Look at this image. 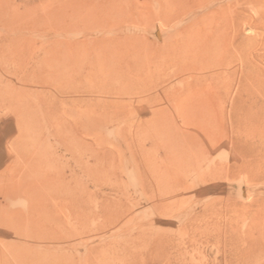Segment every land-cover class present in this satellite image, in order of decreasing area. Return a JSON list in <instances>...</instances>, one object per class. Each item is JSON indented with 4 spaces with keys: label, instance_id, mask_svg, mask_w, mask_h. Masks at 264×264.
<instances>
[{
    "label": "rangeland",
    "instance_id": "374dc122",
    "mask_svg": "<svg viewBox=\"0 0 264 264\" xmlns=\"http://www.w3.org/2000/svg\"><path fill=\"white\" fill-rule=\"evenodd\" d=\"M190 3L0 0V264H264V0Z\"/></svg>",
    "mask_w": 264,
    "mask_h": 264
},
{
    "label": "bare ground",
    "instance_id": "6f19581e",
    "mask_svg": "<svg viewBox=\"0 0 264 264\" xmlns=\"http://www.w3.org/2000/svg\"><path fill=\"white\" fill-rule=\"evenodd\" d=\"M176 1H178V3L180 4L178 7H177V9H175V10H177L175 13H176V15H178V16H180L181 14L183 15L185 12H187V10L189 9L190 10V4L192 3H190V0H170V2H172V3H174V2H176ZM192 5V4H191ZM114 7V6H113ZM169 7V6H168ZM165 8H167V6L165 7ZM120 9V8H119ZM122 9V8H121ZM124 9V8H123ZM115 10V9H114ZM100 11V10H99ZM167 12H168V10H166ZM165 11V12H166ZM113 12V11H112ZM111 12V13H112ZM99 13V12H98ZM174 13V14H175ZM120 14V13H119ZM169 15H171V14H169ZM166 16V15H165ZM172 16V15H171ZM89 17V16H88ZM162 17H164V16H162ZM167 17V16H166ZM173 17V16H172ZM170 18V17H169ZM190 18V17H189ZM164 19V18H163ZM167 19H168V17H167ZM89 21V20H88ZM102 22V21H101ZM107 22V21H106ZM165 22V21H164ZM146 23V22H145ZM97 24V23H96ZM105 24V23H104ZM147 25V24H146ZM191 26V25H190ZM187 28V27H186ZM185 28V29H186ZM188 29V28H187ZM190 30V29H189ZM192 31V30H191ZM175 33V32H174ZM178 33V32H177ZM156 34H157V36L159 37V34H158V32H156ZM185 34V33H184ZM178 35V34H177ZM189 36H190V34H189ZM167 37H169V36H167ZM182 37H183V35H182ZM181 37V38H182ZM185 37V36H184ZM176 42V41H175ZM175 45H176V43H175ZM179 44H177L176 46H178ZM180 45H181V49L179 48V47H172V49L170 48V52L172 53V54H175L176 56V61L174 62L175 64H178V62H179V59H185V58H188V57H192V37L190 38H183L182 39V41H180ZM168 47V46H167ZM163 48V50H164V47H162ZM160 49V48H159ZM167 49V48H166ZM169 49V48H168ZM167 51V50H166ZM169 52V50H168V53H170ZM167 53V52H166ZM172 58V57H171ZM191 59V58H190ZM170 60V59H169ZM180 60V61H181ZM187 61V60H186ZM185 62V61H184ZM191 62V61H190ZM186 65V64H185ZM192 66V65H191ZM184 93H180L181 95H179L178 96V104L180 105V104H192V89H187V90H185V91H183ZM194 94H195V98H197V99H199V97H201L203 94H202V91H196V92H194ZM178 104H176V105H178ZM178 105V106H179ZM192 107V106H191Z\"/></svg>",
    "mask_w": 264,
    "mask_h": 264
}]
</instances>
